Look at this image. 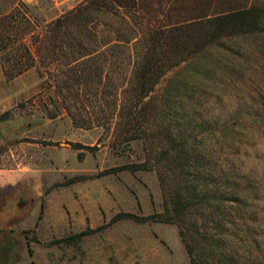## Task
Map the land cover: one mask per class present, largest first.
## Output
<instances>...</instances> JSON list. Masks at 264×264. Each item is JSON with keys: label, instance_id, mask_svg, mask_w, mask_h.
<instances>
[{"label": "trees", "instance_id": "16d2710c", "mask_svg": "<svg viewBox=\"0 0 264 264\" xmlns=\"http://www.w3.org/2000/svg\"><path fill=\"white\" fill-rule=\"evenodd\" d=\"M142 5V0H89L41 32L28 8L15 1L0 11L4 72L14 79L38 61L44 64L46 51L52 57L77 53L74 62L79 67L99 54L119 62L129 59L132 67L120 71L128 84L115 117L116 131L125 144L145 139L146 159L105 174L156 171L165 210L149 216L119 213L111 223L131 219L178 225L191 264H264V254L256 255L251 245L264 233V176L246 165L248 150L264 140V109L243 106L239 76L246 67L233 56L242 49L240 39L264 38V5L250 0H171L155 23L143 14ZM100 13L120 15L125 26L102 47L88 48ZM209 81L223 90L232 86L241 94V105L211 114L202 100ZM107 226L55 243L76 245Z\"/></svg>", "mask_w": 264, "mask_h": 264}, {"label": "rangeland", "instance_id": "374dc122", "mask_svg": "<svg viewBox=\"0 0 264 264\" xmlns=\"http://www.w3.org/2000/svg\"><path fill=\"white\" fill-rule=\"evenodd\" d=\"M15 1L28 8L42 32L89 0H0V11ZM170 2L142 0L143 14L155 23ZM250 2L264 5V0ZM98 22L88 48L102 47L125 26L118 14L100 13ZM239 44L242 49L233 56L246 67L239 76L243 106L264 109V38L250 36ZM44 56V64L38 61L14 79L6 76L0 58V264H191L178 225L111 223L119 213L149 216L165 210L156 171L105 174L146 159L145 139L125 144L116 131L128 84L120 71L132 67L129 59L99 54L79 67L77 53ZM221 86L209 81L203 89L211 114L241 105L238 91ZM70 112L87 127L75 123ZM248 152L246 165L264 176V140ZM105 225L79 244L55 243ZM256 238L254 252L264 254V233Z\"/></svg>", "mask_w": 264, "mask_h": 264}]
</instances>
